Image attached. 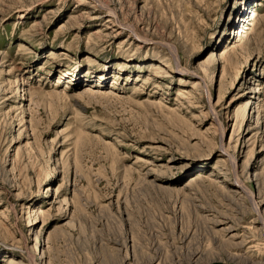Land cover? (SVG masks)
<instances>
[{
	"label": "rangeland",
	"instance_id": "rangeland-1",
	"mask_svg": "<svg viewBox=\"0 0 264 264\" xmlns=\"http://www.w3.org/2000/svg\"><path fill=\"white\" fill-rule=\"evenodd\" d=\"M245 189L264 0H0V264H264Z\"/></svg>",
	"mask_w": 264,
	"mask_h": 264
},
{
	"label": "bare ground",
	"instance_id": "bare-ground-1",
	"mask_svg": "<svg viewBox=\"0 0 264 264\" xmlns=\"http://www.w3.org/2000/svg\"><path fill=\"white\" fill-rule=\"evenodd\" d=\"M202 65H204V64H202ZM202 68V67H201ZM195 87L196 88H201L204 84H205V82H204V79L202 78V77H200V79H199V81H197V82H195ZM205 86V85H204ZM210 98H211V94H210ZM210 100V99H209ZM208 100V101H209ZM210 110H211V112H215L214 111V109H213V107H211L210 106ZM243 193H245V195H246V197L244 198V199H246L247 201H249L250 202V204L253 206V209H254V211L256 212V214H257V218H255L254 219V221L252 222V224L250 225V228L249 227H247V228H245L246 229V231H248L249 232V234H251L252 235V237H248L247 239L245 238L244 239V243L245 244H250L251 246H253L254 247V249L256 248L257 250H259V252H264V244H263V242L264 241H262L261 240V235L262 234H264V214L262 213L263 211L261 210V207H260V204L255 200V197L253 196V193H251V191L250 190H246L245 189V191H243ZM241 199L242 200H244L243 199V197H241ZM244 202V201H243ZM246 202V201H245ZM262 211V212H261ZM228 221V220H227ZM221 225H223V224H221ZM259 227L260 229H258L257 230V227ZM252 229H253V231H252ZM257 230V232H255ZM233 230H232V227H223L221 230H218V232H217V234H220L221 233V235H223V236H227V235H232L231 234V232H232ZM244 231V230H243ZM233 233V232H232ZM220 235V236H221ZM250 235V236H251ZM219 236V237H220ZM222 236V237H223ZM254 236V237H253ZM236 237V235H232V238H235ZM220 239V238H219ZM218 239V240H219ZM222 239V238H221ZM226 240V239H225ZM221 241V240H220ZM262 242V243H261ZM245 244H243V245H245ZM242 245V246H243ZM227 246H229V245H227ZM255 249V250H256ZM196 256V255H195ZM194 256V257H195ZM202 257L200 256L199 258H197L195 261H194V263L195 264H197L199 261H200V259H201ZM12 262L13 263H15V264H17V261H15V260H12ZM22 263V262H21ZM20 263V264H21ZM23 264V263H22Z\"/></svg>",
	"mask_w": 264,
	"mask_h": 264
}]
</instances>
